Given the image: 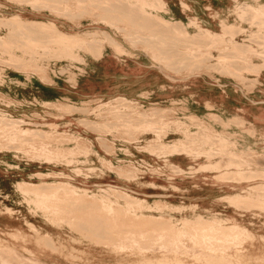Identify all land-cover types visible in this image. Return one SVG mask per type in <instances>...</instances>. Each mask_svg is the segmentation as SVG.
<instances>
[{
	"label": "bare ground",
	"instance_id": "bare-ground-1",
	"mask_svg": "<svg viewBox=\"0 0 264 264\" xmlns=\"http://www.w3.org/2000/svg\"><path fill=\"white\" fill-rule=\"evenodd\" d=\"M82 1L86 2L91 0H80L79 2ZM123 1L124 4H126V6L128 4V6H120V8L118 9H120L119 11H122L124 13V17L126 14L130 18V20L133 19V21L139 18V20L141 19L143 23H145L143 25H147L148 27L150 26L152 28L153 26L157 27L158 23L156 22H161L158 26L159 28L157 27L156 30L153 28V32L158 31L159 33L163 34L164 32H166L165 30L168 29V25H170V29L176 28L175 30H178L177 32H183V30L188 31L189 27H194L197 35H195V37H185L187 41L192 45H190L191 50L193 47V43H198L200 45L203 44V46L201 47H205V45L211 46L219 41L225 44L224 46L223 44L218 43L226 48V53L219 52L220 55L218 57V62L220 64L218 65L221 66L230 63L229 65L232 67L235 66L234 64H236L237 67H235L237 71H242L245 69L248 71L247 73L262 79V89H260L259 92L261 93V95L264 94V64L262 65V67L254 65L249 61L244 63V60V62L240 61L239 64H242V66H240L236 61L234 53L236 51H240V53H247L248 51H250L249 53H251V57L256 56L264 61V3H262L260 0H256L255 4L243 2L240 5L230 7L228 11H226V13H211L214 18L221 20L220 22L223 26V30L220 33L214 32L212 29H210L211 27L209 28L204 26L201 23L200 19L196 16L190 18V21L187 25L179 20L177 24L175 22V27L171 28L172 25L168 23V21H166L164 18V16L168 15L170 12L169 9H167L166 3H164L162 0ZM93 2L96 1L93 0ZM104 2H101V4ZM109 2H111V0ZM113 2L111 3L113 4ZM132 2L137 3L135 4L136 6L134 5L135 7L129 6ZM105 4L106 3H104L103 5ZM108 4H106L107 7ZM36 7L38 6L36 5ZM182 7L184 13L187 10H190L189 6L186 3L182 2ZM98 9L99 8L97 6V10ZM107 9L109 10V8ZM118 9L114 10L117 11ZM207 10L211 11L210 8H208ZM122 12L120 13L122 14ZM15 19L18 21V23L24 22L21 19V16L15 17ZM103 23L105 25H110L111 29L112 27H117L116 24L112 22L110 24L109 22ZM38 24L43 28L48 27L53 30L55 29L52 22L46 24ZM120 24L118 22L117 25L121 26L122 28V25ZM161 24L163 26L162 28L160 26ZM163 24H165L166 26ZM102 25L103 24L97 23L95 25L97 26V30L95 32L104 36V42H106L107 40L106 43L108 47L113 51V55L118 57L120 48L130 49L124 47L126 43L123 42L118 36V34L120 35L123 32H121V29H119L120 27L116 28L119 32L117 31L115 32V34L114 31L112 32V30H102ZM124 25L126 26V24ZM227 25H231L235 30L239 29L240 32H245L247 28H250L253 25L260 27L259 33L254 34V38H260L258 40H256L255 38V41H253L256 48L260 49V51L253 48L252 46L238 45L235 38L230 40H226V38H223L225 35L230 33V31L228 32L226 29H224L225 27H228ZM35 27L33 26L32 28ZM122 29H124V27ZM80 30L81 29L79 27V31ZM125 30H127V28ZM19 31H21V28ZM42 31L40 30L38 35H41V33L44 35ZM170 31L167 32L168 34L166 33L167 37H170ZM146 32L149 33L150 31ZM234 32L232 31V33ZM236 32L238 33L237 30ZM63 34V37L58 34L59 38L57 39V41L59 40L60 43L66 39L72 41L78 40V43H81L80 45H82V47H87L88 49H91V51L93 46H95L93 45L95 41L93 43H91L92 41L89 43L87 42L86 38L82 39L83 37H86L85 33H81L80 35L77 34V36H72L65 33ZM156 34L154 33V36ZM173 34L171 33V35ZM44 36L45 38L51 37H46V35ZM80 36L82 38H80ZM139 36L141 37V35ZM183 36L184 35H182V37ZM76 37H78V39H76ZM135 37H137V35ZM175 37L177 38V36ZM176 38H174L173 40L176 41ZM40 39L42 38L40 37ZM125 39L129 41V38L127 39L125 37ZM168 39L165 38L167 42ZM137 40L138 42L144 41L143 36L141 40L136 39V41ZM160 40H155L154 42L157 44L156 46H158L160 51H162L160 52V55L163 58H166L169 56V54H171V52H173L170 50L172 46H170V48L167 47V49L165 47L166 50H164V47L161 48V45L163 44H161ZM48 41H45V39H43L42 42H34L32 49H34L38 53H46L47 51L52 52L53 49L51 47L56 40H51L50 42ZM19 43L21 44V42ZM162 43L164 42L162 41ZM154 45H152L151 47H154ZM220 45L218 46L219 49L220 47H222ZM179 48H182V46H179ZM211 48H213V46ZM150 49H143L144 54L148 55L153 60V63L165 73L166 78H168L172 82L176 81V78L178 76L177 74L181 73L178 70H172L170 66H166L167 63L165 64V61L161 57H156L154 53L155 49L154 51ZM159 49L156 48V52H158ZM230 50L233 51V53ZM181 51L183 50L181 49ZM202 51L183 53L181 54L182 56L179 54L181 57L177 55L176 52H174L176 54L175 58L176 56H179L180 58L177 59L180 61L178 62L176 60V62L178 65H180V67H185V65H187V61L185 63L186 59H190L189 61H191V63H194L196 57L201 58L198 60H202L203 62H205L209 58ZM227 51H230L231 53L229 54ZM239 56L240 55H238L237 57L239 58ZM101 57L102 59L104 57V54L102 52H100V54L97 56V59H101ZM244 57L245 56H243L239 60H242ZM205 58H207V60H205ZM74 59L80 62H85L84 59L78 56L74 57ZM165 60H167V58ZM189 63L188 65H190ZM1 64H4V62ZM110 64L111 60L107 59L105 65L110 66ZM10 65L13 66V63ZM18 67H15V69L17 70L18 68L20 70V66ZM23 67L25 68V66ZM2 68L4 69V67ZM2 68H0V70H2ZM162 68H164L165 70H163ZM209 68L211 67L209 66ZM24 73H27L26 70L24 71ZM44 73L45 72H43V74ZM197 74H205V72L202 69L201 71L197 72ZM0 80L3 79L0 78ZM215 82L219 84V81ZM219 89L222 90L221 87H219ZM223 92L225 94L227 93L226 91ZM147 95L148 92H146L145 96L147 97ZM261 99L264 103V98L262 97ZM60 100L61 99L55 101H46L40 98L31 103L27 99L23 98L20 101L18 100V104L19 106L39 105L44 108L54 110H63L65 108L67 111L70 110V108H82V106L86 105V102L83 101L73 102V105H64L60 102ZM63 100L67 101V99ZM209 104L210 103L208 102L207 109L213 110V107ZM125 109L129 110L131 113H133V115H123L121 111ZM156 110L157 111H155L154 113L146 114L142 112L141 104H134L125 98H118L112 102L100 101L95 108L93 107L91 109V111L88 110V112H85V114H79L81 118L78 121L73 122H67L68 120L66 121V119H62V121H52L48 120L46 116H40V118H38V114L37 116L32 114L30 116H22L19 117V119H16L14 116L0 110V153L3 155V158L0 159V167H3L5 169V172H0V217H6V219L9 220H17L18 222L17 225H11L12 230L9 231V233H11L10 237L15 241L21 243L33 241L39 248H45V238L49 237L50 239H52V237H57L58 234H63L65 232V230L60 227L61 222L66 221L69 227H75L76 225L80 226L82 223H88L93 227L101 228V232L105 230L106 227L109 228V231L107 232L111 237H107L106 240L100 238L95 239L98 242V245H96L94 248L103 247L104 249H106V251L102 249L100 251L92 249L89 251H85L84 254L82 253V255L87 256V258H97L100 261H103L104 257L109 256L113 261L107 264H128L130 262L132 264H145L150 257L155 260H159L160 258L161 260H164V262H160L158 264H166V261L168 260H171L176 264H182L184 258L188 256L196 259L200 264H220L217 261H222L223 263L235 261L240 264H264V236H257L244 223H241L235 219L227 221L214 219L213 221H205V223L203 224L199 222V226L201 227L199 229H196L195 231H190L179 228L178 224H174L170 227H155L153 225H161L160 223L162 222V220L161 222H159L157 221L159 219H156L155 217L151 219H146L147 217L145 218V216L143 215V210L148 209L152 212H158L161 207L157 204L159 202L163 203L165 207L173 208L178 212L191 211L197 213L203 209V206L197 201H190L186 203L183 202L181 204H175L172 201L161 199L153 201L148 199L145 194L140 195L135 193L132 190V186H136L137 188L152 187L160 189L164 191V194L169 195L170 197H174L175 194L169 193V191L171 190L173 193H179V195H181L180 198L185 201V195L193 191V189L197 186L196 183H193L192 187H189V184L185 183V180L188 178H195V176H198L201 173L218 175L212 178L213 180H215V182H218L217 180L219 178H225L227 176H238L239 178H244L243 176L245 175V172L251 173L250 175L248 174L245 179H247L249 183L253 182L254 179L260 180L258 184L249 185L247 189H242L241 192L237 193L235 196L223 199L217 198L215 201L219 202L221 200L228 199L230 202L236 205L244 201L247 209L264 212V164L256 157V161H254V159L253 161H249L248 159H246L247 161H241L237 163V158H234L237 157L236 153L229 152L227 149V146H229L228 144L231 142H226L223 135L215 131L214 133L212 130L209 131L208 129L209 126L213 127L211 123L208 124L209 121L215 123H219L220 120L222 121L219 116L213 118L216 121L211 118L208 119L207 116L202 117L208 121L204 122L200 120L199 117L192 115V117H190V120L194 124H196L198 128H200L199 132H193L192 129L194 128V126L192 123L189 124L186 121H169L166 119V115L169 114L167 111H164L163 108ZM114 112V121H111L110 118L105 117L107 114L105 115L104 113L111 114ZM212 116L214 117L215 115ZM86 121H88L89 124V121L94 122L93 124L97 130V133L93 135L90 134L91 128L93 129V127H89ZM41 126L42 128H40ZM78 127H81L86 135L80 132H75L73 130ZM37 130H39V133L36 134L35 132ZM10 154L16 162L17 171L21 170L23 163L33 164L36 162H43L47 165L45 172L41 174L30 173L29 178L31 182H27L26 180L17 182L10 181V183L12 182V187H6L7 184H5L4 178L9 174L8 170L10 169V166L7 161V157ZM253 166L254 168H256V171H254V169L252 168ZM244 167H247L248 171L245 170ZM66 170L69 171L66 172ZM36 178H38V180L40 181L37 184L33 183L32 181ZM107 179H115L113 181L115 184L104 183L106 181H109ZM158 180H164L165 182H159ZM177 180L178 182H175ZM158 194L162 195V193ZM67 202L69 203L68 206L65 205V203ZM65 207H69L70 210H66ZM118 207H122L124 210L131 211L136 214L135 218H137L136 221L138 220V222H134L135 219H133V226L136 228H132L130 223V229H119L118 221H125L129 216L127 215L126 219H118V215H116V213L118 214L119 212V210L116 209ZM199 218L201 220L202 216L200 215ZM163 222L162 224L164 225L168 224H165V222ZM148 223H150L149 225L152 224L151 227L149 226V228L147 226ZM47 227H50L51 229H47ZM81 227H83V225ZM5 228H8V226H6ZM59 228L60 230L57 231ZM91 230L95 231L93 229ZM85 231H87V229ZM105 238L106 237H104V239ZM55 239L57 241V238ZM99 240L102 241L100 242ZM245 244H247L249 247L244 248L243 246ZM0 262L2 264H45L35 254H31L30 256L20 254L15 251L10 244L3 241H0Z\"/></svg>",
	"mask_w": 264,
	"mask_h": 264
},
{
	"label": "rangeland",
	"instance_id": "rangeland-1",
	"mask_svg": "<svg viewBox=\"0 0 264 264\" xmlns=\"http://www.w3.org/2000/svg\"><path fill=\"white\" fill-rule=\"evenodd\" d=\"M79 1L80 0H0V45H1L0 68L4 67V69L2 68V70H0V78L3 79L0 80V110L14 116L16 119H19V117L22 116H30L32 114L37 116L38 114L37 116L38 118H40V116L43 117L46 116L48 120H52V121H62V119H66V121L68 120L67 122L69 121L73 122V121H78L81 118L79 114H85V112L87 113L88 110L91 111V109L93 107L95 108L100 101L112 102L118 98L119 99L125 98L134 104H141L142 112L146 114L154 113L155 111H157L156 109L163 108L164 111H167L169 113L168 115H166L167 120L175 121V122L186 121L189 124L192 123L194 126V128L192 129L193 132H199L200 128H198V126L190 120V117H192V115L199 117L200 120L204 122H208V121L202 117L207 116L208 119L210 118L213 119L216 116H219V118L222 119L223 123L221 120L219 121L220 124L209 121L208 124L211 123L213 127L209 126L208 129L209 131L212 130L213 132L215 131L223 135L226 142L228 143L231 142L228 144L229 146H227V149L229 152L236 153L237 157L234 158H237V160L236 159L234 160H236L237 163L241 161H247L246 159H248L249 161H253L254 159V161H256L255 160L256 157L264 164V158H263L264 157V103L262 102L263 100L261 99L262 97L264 98V94L261 95V93L259 92V90L262 89L263 80L255 77L254 75L247 73L248 71L245 70L244 68H243L244 70L242 71H237L236 64H234L236 67L235 66L231 67L229 65L230 63L221 65L222 67L219 66L218 64L220 63L218 62V57L220 53H226V48L224 47L225 44L219 41L211 46L205 45V47H201L203 46V44L200 45L198 43H193V47L191 50L190 47L191 43H189L185 37H195V35H197L194 27H189L188 31L183 30V32L181 31L177 32L178 30H175L176 28L170 29L169 28L170 25H168L169 27L168 29L165 30L166 32L161 34L158 31L153 32L154 29L155 30L157 29V27L161 22L160 23L156 22L158 23V25L155 23L157 27L153 26L154 28L153 29L150 26L148 27L147 25H143L145 23H143L141 19L140 21L139 18L133 21V19L130 20V18L126 14L124 17V13L122 11H119L120 9H118L120 8V6L122 7L128 6V4L127 6L126 4H124L123 0H116V1L111 0V2L114 1L115 3L119 1L120 3L117 2L118 5L117 3L115 4L114 2L112 4L111 2H109L110 0L108 1L95 0L96 2H93V0L86 2L85 1L79 2ZM162 1L166 3L167 9H169L170 13L168 15H165L164 18L166 21H168V23L172 25L171 28L175 27L174 26L175 22L177 24L179 20H181L185 25H187L190 21V18L196 16L200 19L201 23L204 26L209 28L211 27L210 29H212L216 33H220L223 30V26L220 22L221 20L214 18V16L211 15V13H215V12L226 13V11H228L230 7L240 5L243 2H247L250 4L256 3V0H162ZM260 1L264 3V0H260ZM101 2H104L106 4H108L109 2L108 7L106 4L103 5L104 3L101 4ZM182 2L186 3L190 8V10H187L185 13L183 12ZM89 4H92L94 6ZM135 4L137 3L132 2L129 6L133 7ZM36 5L38 7H36ZM99 5L100 6L102 5L101 8ZM112 5L114 6V8ZM97 6L99 8L98 10H97ZM31 8L35 10H32ZM107 8H109V10ZM208 8H210L211 11L207 10ZM114 9H118V10L116 11ZM120 12H122V14ZM18 16H21V19L24 22L18 23V21L15 19V17ZM115 20L118 21L119 24L121 23L120 25H122V28L124 27V29H122L121 26L117 25L118 22H116ZM122 21L124 22V24H126V26L123 24ZM49 22H52L54 24V28H55L54 30L48 27L43 28L38 24V23L46 24ZM103 22L106 23L109 22V24L112 22L116 24L117 27H120L119 29H121V32L122 31L123 32L120 35L118 34V36L123 42L126 43L124 47L130 49L120 48L118 57L113 55V51L108 47L106 43L107 40L106 42H104L105 41L104 36H102L99 33L97 34L95 32L97 30L96 28L97 26L95 25L97 23L103 24L102 27L100 26L102 30L105 31L112 30V32L114 31V33L117 32L118 30L116 29L117 27L116 28L112 27L111 29L110 25H105ZM30 25H33L34 27L36 25V27L32 28L33 26ZM144 26L150 29L145 28ZM160 26L161 28L163 27L162 24ZM227 26L228 27H225L224 29H226L228 32L230 31V33L227 35L224 34L225 36L223 38H226V40L235 38L236 43L238 45L252 46L253 48L257 49L253 41H255L256 38V37L254 38V34L259 33L260 27L253 25L252 27L247 28L245 32H240L239 29H236L239 33L238 34L234 29V27H232L231 25L230 26L227 25ZM79 27L81 29L80 31H79ZM125 27L127 28V30H125L126 29ZM20 28L21 31L23 29L22 32L19 31ZM31 29L33 31L35 30L38 32L35 31L33 32ZM134 29L137 30L138 33ZM40 30L41 31L43 30L42 32L44 33V35H46V37L51 36L54 38L51 37L45 38V36L42 33L41 35H38ZM167 30L168 31L171 30L170 32L172 34L174 32L175 35L174 34L171 35V33H169V35L172 38V40L176 38L175 36H177L176 41L173 40L174 41L173 42L170 37H167L168 34ZM128 31L131 33H129ZM146 31H150L151 33L149 32L150 33L149 34ZM232 31L233 32L235 31L238 35L234 32L236 34L235 35L234 33H232ZM79 32L85 33L86 37L82 38L80 36V38L82 39L86 38L87 42L90 43L92 41L91 43H93L95 41L93 44L95 46H93L92 51L87 47H82V45H80L81 43L80 44L78 43V40L72 41L66 39L67 41L63 40L61 43L59 42V40L57 41V39L59 38L58 36L59 35L62 36L63 33L72 36H77V34L79 35L81 34ZM55 33H58L59 35ZM132 33H134L135 36L137 35L138 38L135 37L134 34ZM154 33L158 34V35L156 34L157 37L156 35L154 36ZM125 34L130 36H126ZM139 35H141V37ZM182 35L184 36L182 37ZM142 36L145 42L144 41L138 42V40L136 41V39L141 40ZM40 37L42 39H40ZM125 37L127 39L129 38V41H127ZM165 38L167 39L169 38L168 42L167 40H165ZM183 38H185L186 40ZM259 38L260 37H257L256 40H258ZM43 39H45V41L46 40L48 41L50 39L48 42H50L51 40L57 41V42L54 41L56 44L53 43L51 47L53 49L52 52L47 51L46 53L45 52L38 53L34 49H32L34 42L36 43L42 42ZM76 39H78V37H76ZM154 39L156 41H159L161 39L164 42L162 43V41L160 40L161 44L164 45V46L161 45L162 46L161 48L164 47V50H166L167 47L169 48L170 46L173 47V49L172 47L170 49L171 51H173V52L170 51L171 52V54H169L170 57L169 56L166 57L167 60H165L166 58H163L160 55V52L162 51H160L158 46H156L157 44L154 42L155 41ZM19 42H21V44ZM218 43L223 44L224 46ZM165 44L168 45L166 46ZM152 45H154V47H151ZM219 45L222 46L220 47V49L218 47ZM179 46L180 47L182 46V48H179ZM212 46L213 48H211ZM147 48L148 49L151 48L150 50L152 51H154L155 49L154 53L157 58L161 57L165 61L164 63L165 64L167 63L166 66H170L172 70H178L181 73V74H177L178 76L176 78L177 79L176 81L172 82L168 78H166L165 73L161 71L159 67L153 63V60L148 55L144 54L143 49H147ZM156 48L159 49L158 52H156L157 51ZM181 49L183 51H181ZM257 50L260 51V49ZM132 51H140L142 53L132 52ZM194 51H199V52L202 51L204 52V54L207 55L209 59L211 57V59L207 60V58H205V60L207 61L203 62L202 60L201 61L198 60L201 58L196 57L194 63H191V61H189L190 59L188 60L186 59L185 63L187 61V65L184 64L185 67L184 66L180 67V65L177 64L176 60L180 59L179 56L181 54L192 53ZM230 51L227 52L229 54L231 52L233 53V51L231 52ZM100 52L104 54L103 59L102 57L101 59H97V56L100 54ZM174 52H176L177 55L179 54L180 55L176 56L175 58L176 54ZM237 52L238 51L234 53L238 65H240L239 64L240 61L244 62V60H245L244 63L249 61L250 63L258 66H262L264 64V61L261 58H258L256 56L251 57L252 55L251 53H249L250 51H248L247 53L246 52L240 53V51L238 53ZM172 54L174 55V58ZM236 55L237 56L240 55L239 58ZM72 56L74 57L78 56L84 59L85 62H80L74 59V57ZM243 56H245L246 58L244 57L242 60H239ZM107 59L111 60L110 66L105 65ZM177 61L179 62L180 60ZM3 62L4 64H1ZM12 63L14 68L12 65H10ZM188 63L190 65H188ZM18 66H20V70L22 69L21 71L18 69L19 68ZM23 66H25V68ZM209 66L211 68H209ZM216 66L219 68H217ZM240 66H242V64ZM15 67H18L17 70L15 69ZM162 69L165 70L164 68ZM202 69L205 72V74H197V72L201 71ZM25 70L27 72L26 74L24 73ZM43 72L45 73L43 74ZM215 81H219V84L216 83ZM219 87H221L222 90H220ZM223 91H226L227 93L225 94ZM146 92H148L147 97L145 96ZM23 98L27 99L31 103L35 102V100L42 98L46 101H55L61 99L60 102L63 103L64 105L67 104L73 105L72 104L73 102L83 101L86 102V105L82 106V108H75V107L70 108V110L68 111L64 108L63 109L65 111L64 112L63 110H59V109L57 110L47 109L39 105L19 106L18 102ZM63 99H67V101ZM208 102L210 103L209 105L213 107V110L207 109ZM121 113L123 115H133V113H131L129 110L126 109L122 110ZM104 114L105 115L107 114L105 117L110 118L111 121L115 120L113 118L115 116V112L111 114L109 113H104ZM212 115L215 116L213 117ZM89 122L90 124L88 123V121H86L89 127L90 126L93 127L94 131L92 128L90 131V134L93 135L97 133L96 132L97 130L93 124L94 122L91 121ZM230 122L233 123L231 124ZM40 128H42V126ZM73 130L75 132H80L85 134L81 127L75 128ZM38 131L39 130H37L35 133L36 134L39 133ZM228 136H232V137H228ZM238 155L241 156L239 157ZM1 158H3V155L0 153V159ZM7 161L9 163L10 169L8 170L9 174L4 178V182L5 184H7L6 187H12V182L10 183V181L17 182V181L26 180L27 182H31L29 178V174L44 173L47 166L43 162H36L33 164L23 163L21 170L17 171L16 162L11 154L8 155ZM252 168L254 169V171H256V168H254V166ZM244 169L248 171L247 167H244ZM68 171L69 170H66V172ZM0 172H5V169L3 167H0ZM246 173L247 172H245V175L243 176L244 178H239L238 176L237 177L227 176L225 178H219L217 180L218 182H215V180L212 179L213 177L218 175L209 174V173H201L192 179L188 178L185 180V183L189 184V187H192L193 183H196L197 186L193 189V191L185 195L184 197L186 198L185 201L180 198L181 195H179V193L176 192L173 193L171 190L169 191V193L175 194L174 197H170L169 195L164 194L163 193L164 191L152 187L137 188L136 186H132V190L140 195L145 194L148 199L153 201H157L161 199V200L172 201L175 204L197 201L203 206V209L197 213L191 211L178 212L173 208L165 207L163 203L159 202L157 204L160 205L161 207L159 206L160 210L158 212H152L148 209L143 210V215L145 216V218L147 217L146 219H151L155 217L156 219H159L157 220L159 222H161V220L162 222L163 220L164 222L167 220L165 224L168 223L166 224L168 226L162 224L161 222L160 223L161 225L158 226L153 225L155 227H164V226L170 227L173 226L174 224H178V227L181 229L195 231L196 229H199L201 227L199 226L200 224L199 222L203 224L205 223V221H213L214 219L224 220V221L235 219L241 223H244L257 236H264V212L247 209V206L244 203V201L238 203V205L233 204L228 199L221 200L219 202L215 201L217 198L223 199V198H227V197L229 198L235 196L237 193L241 192L242 189H247L249 185H255L260 182V180L254 179L253 182L249 183L248 180L245 178L248 176V174L250 175L251 173L249 172L247 174ZM107 180L109 181H106L104 183L115 184L113 182L115 179H107ZM32 181L35 184L40 182L38 178ZM158 181L165 182L164 180H158ZM175 182H178V180ZM158 193H162V195H159ZM68 202L65 203V205L68 206L69 204ZM239 207H243V208H239ZM118 208H116L117 210H119L118 214L116 213V215H118V219L119 218L126 219L127 215L130 217V218L128 217L129 219L127 218L128 220L126 219L125 221L124 220L118 221L119 229L124 230L128 228L130 229L131 227L136 228L133 226V221H134L133 219H135L134 222H138V220L136 221L137 218H135L136 214H134L131 211L124 210L122 207L121 208L118 207ZM65 209L70 210L69 207H65ZM200 215L202 216L201 220L199 218ZM123 221L125 225L123 224ZM130 223H131V227L129 226ZM17 224H18L17 220H9L6 219V217H0V241L10 244L15 251L25 256H30L31 254H35L45 264H91V263L107 264L113 261L109 256L104 257L103 261H100L97 258H91V257L87 258V256L82 255V253L84 254L85 251H89L92 249L96 251H100L101 249L106 251V249H104L103 247H98V248H94V247L98 245L97 244L98 242L95 239L100 238L106 240L107 237L110 236L107 232L109 231V228L107 227L105 228V230L101 232V228L93 227L91 226V224L88 223H82L80 226L76 225L75 227L74 226L69 227L67 225L68 223L66 221H63L61 222L60 227H62V229L65 230V232L63 234H58L57 237L56 236L52 237V239H50L49 237L45 238L44 239L45 248H39L33 241L21 243L15 241L13 238L10 237L11 233H9V231L12 230L11 225H17ZM149 224L150 223H148L147 225L148 228L149 226L151 227L152 225ZM82 225L83 227L86 228L81 227ZM6 226H8V228H5ZM47 229H51V228L47 227ZM86 229L87 231H85ZM89 229L90 230L93 229L95 231L92 230L90 231ZM59 230L60 228L57 231ZM104 237L106 238L104 239ZM55 238H57L58 242L56 241ZM99 241L101 242L102 240ZM243 247L246 248L249 246L245 244ZM160 262H164V260H161V258L159 260H155L150 257L147 263L145 264H158ZM198 262L199 261H197L196 259H193L191 256H188L184 258L182 264H200ZM217 262L220 264H240L235 261L226 262V263H223L222 261H217ZM0 264L2 263L0 262ZM166 264H176V263L171 260H168L166 261Z\"/></svg>",
	"mask_w": 264,
	"mask_h": 264
}]
</instances>
